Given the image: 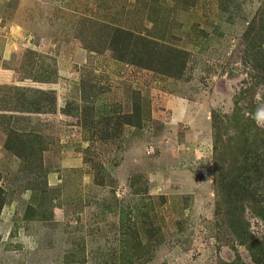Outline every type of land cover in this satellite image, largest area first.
I'll use <instances>...</instances> for the list:
<instances>
[{"label":"rangeland","instance_id":"374dc122","mask_svg":"<svg viewBox=\"0 0 264 264\" xmlns=\"http://www.w3.org/2000/svg\"><path fill=\"white\" fill-rule=\"evenodd\" d=\"M263 29L264 0H0V264L263 261Z\"/></svg>","mask_w":264,"mask_h":264},{"label":"trees","instance_id":"16d2710c","mask_svg":"<svg viewBox=\"0 0 264 264\" xmlns=\"http://www.w3.org/2000/svg\"><path fill=\"white\" fill-rule=\"evenodd\" d=\"M261 33L264 35V29H263V31L261 30ZM123 55L120 56L121 59H123L122 58ZM146 56L149 57V56H151V54H143L139 59H141V61H143L144 59H146ZM259 57H260L259 55H256V57H254V58L258 60ZM261 70L264 73V65H263V63L261 64ZM254 173H256V172H254ZM246 177L249 178V176H246ZM227 179H228V177L226 175H222L221 178H219V182H220L221 186L225 183V181ZM236 181L237 180H235L234 183H232V185H229V186H227L226 184H224V186L226 187V190L228 188L230 189V190H228V192H231L233 189L238 190L237 187L243 185V184L236 183ZM243 181L245 182V177L243 178ZM258 181H260V178L256 179V182H258ZM4 201H5V199H4V192L0 188V211H2V209L4 207ZM229 209H230V214H229V217L230 218H229V221L231 223V226L233 227V230L235 231L237 237L239 238L240 243L243 244V245H246V243H247L246 236H247V233H248V230H247L248 227H246V225H247L246 222H244V224H243L241 222V219L239 218V217H241L243 215V213H241V214H235V213H233L234 212V208L233 207H230ZM260 253H261L262 257H263V261H257L256 260V257H254L255 263H257V264H264V251H261Z\"/></svg>","mask_w":264,"mask_h":264},{"label":"clouds","instance_id":"9594fccd","mask_svg":"<svg viewBox=\"0 0 264 264\" xmlns=\"http://www.w3.org/2000/svg\"><path fill=\"white\" fill-rule=\"evenodd\" d=\"M256 120H257L258 123L261 122V121H264V107H261V108H259L257 110Z\"/></svg>","mask_w":264,"mask_h":264}]
</instances>
